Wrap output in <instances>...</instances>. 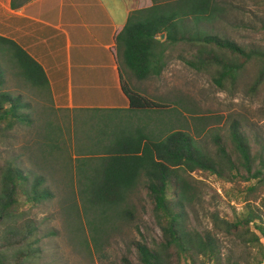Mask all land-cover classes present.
Here are the masks:
<instances>
[{
	"label": "trees",
	"instance_id": "16d2710c",
	"mask_svg": "<svg viewBox=\"0 0 264 264\" xmlns=\"http://www.w3.org/2000/svg\"><path fill=\"white\" fill-rule=\"evenodd\" d=\"M28 1L31 0H13V6L17 8ZM160 1L152 0L151 6L132 10L116 38L122 60L137 80L161 76L168 64L167 45L190 41L196 55L187 64L200 72L214 69L218 86L223 87L228 80L235 83L250 64L258 63L261 68L252 86L257 91L263 88L264 47H246L229 38L200 32L189 37L182 28L184 22L179 21L178 15L213 17L222 12L217 0H176V10L172 11H167V5ZM261 27L264 32V22ZM161 33H165V40H160ZM0 41L8 45L7 58L24 81L45 94L53 110L68 111L55 107L43 67L14 41L3 37ZM4 83L0 66V85ZM122 88L130 101L129 108L109 111L126 112L131 119L141 122L145 118L142 115L171 108L143 94L124 76ZM26 106L21 97L0 94L1 137L19 124L33 123L28 114L21 112ZM113 118L119 117L107 120ZM57 131L59 126L56 130L52 123L48 124L45 138L51 150L61 152L54 157L55 162H61L70 180L76 170L89 231L98 251L103 233L112 227L114 217L122 216L123 204L133 189L142 186L147 192L160 236L152 241L133 242L116 264H264V143L257 135L248 136L235 124L231 132L234 146L227 148L219 143L213 154L202 149L188 132L174 126L146 128L139 124L131 131L111 127L105 136L103 130L101 137L92 140L90 154L79 155L75 164L67 157L69 149L60 145ZM253 141L261 144L260 150L254 151ZM61 143L64 146L65 141ZM200 170L236 183L238 174H246V180L256 182L247 187L244 211L235 220L216 214L213 229L207 231L192 230L187 222L190 197L183 174ZM53 196L45 175L27 172L13 160L6 162L0 189V264H37L41 249L38 240L31 242L35 227L29 224L26 231L20 224L27 212L48 203ZM77 216L81 217L79 213ZM11 222L15 226L4 231L2 226ZM82 225L75 229L82 233ZM220 234L240 243L244 256L224 251Z\"/></svg>",
	"mask_w": 264,
	"mask_h": 264
},
{
	"label": "rangeland",
	"instance_id": "374dc122",
	"mask_svg": "<svg viewBox=\"0 0 264 264\" xmlns=\"http://www.w3.org/2000/svg\"><path fill=\"white\" fill-rule=\"evenodd\" d=\"M149 1L151 6L152 0H142V4H148ZM175 1L160 2L167 5V11H172L176 10ZM217 1L222 12L213 17L178 15L189 37L200 32L203 35L229 38L246 47H264L261 27L264 22V0ZM3 46L9 50L8 45ZM167 46L166 69L161 76L146 81H139L132 74L129 75L130 70L121 57L124 78L143 94L171 107L142 115L145 118L141 122L136 118L131 119V115L126 112L99 109L90 112L55 111L46 95L38 93L25 82L14 63L0 52V66L5 78V83L0 85V94L21 97L23 103L28 105L21 112L33 120L31 124H19L5 136H0V189L5 164L13 160L27 172L45 175L46 184L54 193L48 203L27 212L26 219L20 224L26 231L29 230V224L35 227L31 242L39 241L41 251L37 264H116L120 255L133 242L142 239L152 241L160 236L147 192L138 186L123 204L122 209L125 211L122 216L114 217L112 227L103 233L98 251L89 231L76 170L70 180L61 162H55L54 157L60 156L61 152L51 150L49 140L45 138L48 124L52 123L56 130L60 127V131H57L61 136L60 145L69 149L67 157H71L75 164L79 155L90 154L92 140L101 137L103 130L105 136L111 127L131 131L139 124L146 128L174 126L193 136L206 152L215 154L219 143H224L227 148L234 146L231 132L234 125L239 124L244 134L257 135L264 143V85L259 91L252 86L261 66L258 63L250 64L235 83L228 80L221 87L214 80V69L200 72L187 64L186 61L194 59L196 55L192 42ZM114 116L119 118L107 120ZM104 124H108V128ZM64 141L63 146L61 142ZM252 144L254 151L260 150L261 144L256 141ZM234 172L237 173V170ZM183 175L190 197L188 226L200 231L213 229L216 214L235 220L244 211L247 187L256 183L255 180H246V174H238L235 177L237 183L202 170ZM78 213L81 217L77 216ZM92 215L90 211V218ZM79 224H83L82 233L75 229ZM14 226L11 222L3 225L2 229L8 232ZM219 238L224 251L238 257L244 256L240 243L225 234H220Z\"/></svg>",
	"mask_w": 264,
	"mask_h": 264
},
{
	"label": "crops",
	"instance_id": "0c3cea01",
	"mask_svg": "<svg viewBox=\"0 0 264 264\" xmlns=\"http://www.w3.org/2000/svg\"><path fill=\"white\" fill-rule=\"evenodd\" d=\"M148 6L142 0H31L15 8L13 0H0V37L43 67L57 109H128L116 38L129 13Z\"/></svg>",
	"mask_w": 264,
	"mask_h": 264
},
{
	"label": "water",
	"instance_id": "95a60500",
	"mask_svg": "<svg viewBox=\"0 0 264 264\" xmlns=\"http://www.w3.org/2000/svg\"><path fill=\"white\" fill-rule=\"evenodd\" d=\"M159 38H160V40H163L165 38V33H161Z\"/></svg>",
	"mask_w": 264,
	"mask_h": 264
}]
</instances>
